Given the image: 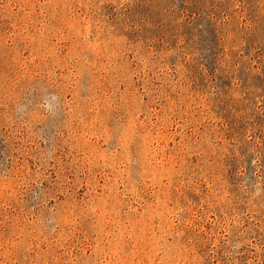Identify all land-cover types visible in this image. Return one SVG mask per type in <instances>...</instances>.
Instances as JSON below:
<instances>
[{
	"label": "rangeland",
	"instance_id": "374dc122",
	"mask_svg": "<svg viewBox=\"0 0 264 264\" xmlns=\"http://www.w3.org/2000/svg\"><path fill=\"white\" fill-rule=\"evenodd\" d=\"M0 264H264V0H0Z\"/></svg>",
	"mask_w": 264,
	"mask_h": 264
}]
</instances>
